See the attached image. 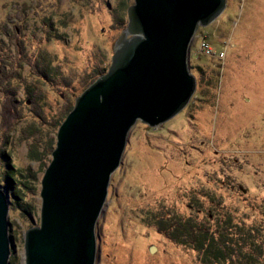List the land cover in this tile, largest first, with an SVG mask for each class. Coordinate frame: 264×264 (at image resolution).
<instances>
[{
    "label": "rangeland",
    "instance_id": "obj_1",
    "mask_svg": "<svg viewBox=\"0 0 264 264\" xmlns=\"http://www.w3.org/2000/svg\"><path fill=\"white\" fill-rule=\"evenodd\" d=\"M132 4L0 0V182L11 174L10 160L31 182L26 199L36 206L30 221L10 210L12 264H23L24 234L40 222L41 179L51 161L30 160L39 143L33 129L61 125L107 72ZM204 39L217 56L199 51ZM43 58L55 68L45 82ZM189 67L197 79L189 105L158 127L138 121L130 132L97 226L99 264H196V252L167 239L150 218L175 211L194 219L198 204L210 209L219 200L222 214L254 230L245 236H255L256 250L243 244L242 262L264 264V0H227L223 14L197 31Z\"/></svg>",
    "mask_w": 264,
    "mask_h": 264
},
{
    "label": "water",
    "instance_id": "obj_2",
    "mask_svg": "<svg viewBox=\"0 0 264 264\" xmlns=\"http://www.w3.org/2000/svg\"><path fill=\"white\" fill-rule=\"evenodd\" d=\"M227 0H133L107 72L76 98L41 179L38 225L24 234L23 264H99V220L134 125L155 128L190 103L189 63L199 28ZM10 194L0 185V264H11Z\"/></svg>",
    "mask_w": 264,
    "mask_h": 264
},
{
    "label": "trees",
    "instance_id": "obj_3",
    "mask_svg": "<svg viewBox=\"0 0 264 264\" xmlns=\"http://www.w3.org/2000/svg\"><path fill=\"white\" fill-rule=\"evenodd\" d=\"M120 24H123L122 19ZM46 64L41 65L42 69L40 72V77L43 82L51 78L50 72L53 71L52 64L47 58H43ZM57 70V69H56ZM55 70V71H56ZM103 70V69H102ZM101 72L99 75L103 74ZM41 89H39L40 91ZM45 124V123H44ZM52 130H49V126H44L42 128H34L33 132L37 133L35 136L38 138V144L31 146V152L29 158L31 161L40 162L41 164L50 160L52 151L56 144L55 134L60 122H55L50 124ZM48 135L46 136V134ZM10 156V154H9ZM9 156L6 157L9 159ZM6 160L7 170L11 168V171L7 174L4 181L0 185L9 192L10 194V206L11 210L19 212L27 220H31V216L34 214L36 206L33 203L28 202L26 199V191L34 190L31 187V182L25 175H23V170L17 168L14 173V166ZM13 173V174H12ZM18 176L23 179V181H18ZM35 178V177H34ZM1 181V178H0ZM20 182V183H19ZM19 184L20 187H17ZM213 200V197H210ZM218 201V200H217ZM216 203L217 207L212 204L210 209L198 204V209H195L197 218L192 217L181 218L175 211L169 212L165 215V212L157 213L150 218L154 223V226L159 230V232L167 239L172 242L186 246L190 251L196 252L197 263L196 264H250L242 262L241 257L244 258L243 244L246 245L250 250H256L257 240L254 239V235L249 234L248 238L245 236V232L252 233L254 231L246 226H241L239 224H234V215H231L226 211L222 214L224 207L221 205V201L212 202ZM203 215L204 219L199 220L198 216ZM12 224V222L10 221ZM14 238V235L11 233ZM246 241V243H245ZM251 255V252H248ZM12 264V261H11Z\"/></svg>",
    "mask_w": 264,
    "mask_h": 264
},
{
    "label": "built area",
    "instance_id": "obj_4",
    "mask_svg": "<svg viewBox=\"0 0 264 264\" xmlns=\"http://www.w3.org/2000/svg\"><path fill=\"white\" fill-rule=\"evenodd\" d=\"M210 45L211 43L207 39H204L199 51L201 53H206V54H210L213 56H217V54H215V51H212V46ZM224 54L225 53H220L218 58H221V57L223 58Z\"/></svg>",
    "mask_w": 264,
    "mask_h": 264
}]
</instances>
